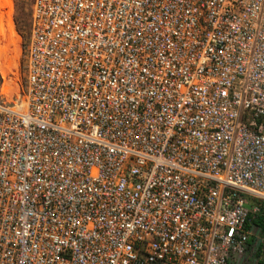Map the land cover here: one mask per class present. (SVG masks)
<instances>
[{
	"label": "built area",
	"instance_id": "obj_1",
	"mask_svg": "<svg viewBox=\"0 0 264 264\" xmlns=\"http://www.w3.org/2000/svg\"><path fill=\"white\" fill-rule=\"evenodd\" d=\"M24 68L0 264H264V0H34Z\"/></svg>",
	"mask_w": 264,
	"mask_h": 264
},
{
	"label": "rangeland",
	"instance_id": "obj_2",
	"mask_svg": "<svg viewBox=\"0 0 264 264\" xmlns=\"http://www.w3.org/2000/svg\"><path fill=\"white\" fill-rule=\"evenodd\" d=\"M33 2L0 0V100L13 102L23 92L24 49L30 36ZM254 239L256 236H252ZM247 258L246 262L253 264L251 253Z\"/></svg>",
	"mask_w": 264,
	"mask_h": 264
},
{
	"label": "trees",
	"instance_id": "obj_3",
	"mask_svg": "<svg viewBox=\"0 0 264 264\" xmlns=\"http://www.w3.org/2000/svg\"><path fill=\"white\" fill-rule=\"evenodd\" d=\"M250 202H255V203H259L258 200H253ZM262 205V212L264 214V203L261 204ZM252 221L254 224H256L257 226L261 227L264 229V215H257L255 217H251ZM254 241L251 239V242Z\"/></svg>",
	"mask_w": 264,
	"mask_h": 264
},
{
	"label": "bare ground",
	"instance_id": "obj_4",
	"mask_svg": "<svg viewBox=\"0 0 264 264\" xmlns=\"http://www.w3.org/2000/svg\"><path fill=\"white\" fill-rule=\"evenodd\" d=\"M11 40V39H10ZM11 43V42H10ZM9 92V91H8Z\"/></svg>",
	"mask_w": 264,
	"mask_h": 264
}]
</instances>
